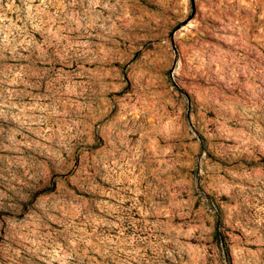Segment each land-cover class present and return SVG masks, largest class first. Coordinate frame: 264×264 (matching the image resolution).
Wrapping results in <instances>:
<instances>
[{
    "label": "rangeland",
    "instance_id": "obj_1",
    "mask_svg": "<svg viewBox=\"0 0 264 264\" xmlns=\"http://www.w3.org/2000/svg\"><path fill=\"white\" fill-rule=\"evenodd\" d=\"M0 264H264V0H0Z\"/></svg>",
    "mask_w": 264,
    "mask_h": 264
}]
</instances>
